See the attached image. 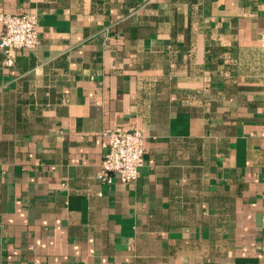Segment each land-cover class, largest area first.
<instances>
[{
    "label": "crops",
    "instance_id": "crops-1",
    "mask_svg": "<svg viewBox=\"0 0 264 264\" xmlns=\"http://www.w3.org/2000/svg\"><path fill=\"white\" fill-rule=\"evenodd\" d=\"M21 10L0 264H264V0H0ZM117 127L146 135L132 183L98 177Z\"/></svg>",
    "mask_w": 264,
    "mask_h": 264
},
{
    "label": "built area",
    "instance_id": "built-area-1",
    "mask_svg": "<svg viewBox=\"0 0 264 264\" xmlns=\"http://www.w3.org/2000/svg\"><path fill=\"white\" fill-rule=\"evenodd\" d=\"M0 22V49L5 54V64L11 66L18 51L36 48L40 43V15L26 10L16 13L0 11ZM103 136L106 152L98 177L108 183H112L113 175H118L122 183L137 181L145 162L144 130L117 127L105 130Z\"/></svg>",
    "mask_w": 264,
    "mask_h": 264
}]
</instances>
